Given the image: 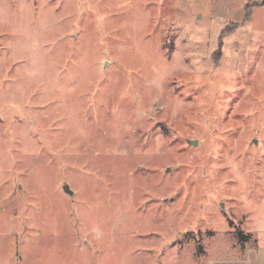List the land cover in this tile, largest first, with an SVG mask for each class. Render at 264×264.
<instances>
[{
	"label": "rangeland",
	"instance_id": "obj_1",
	"mask_svg": "<svg viewBox=\"0 0 264 264\" xmlns=\"http://www.w3.org/2000/svg\"><path fill=\"white\" fill-rule=\"evenodd\" d=\"M261 242L264 0H0V264Z\"/></svg>",
	"mask_w": 264,
	"mask_h": 264
},
{
	"label": "crops",
	"instance_id": "obj_2",
	"mask_svg": "<svg viewBox=\"0 0 264 264\" xmlns=\"http://www.w3.org/2000/svg\"><path fill=\"white\" fill-rule=\"evenodd\" d=\"M206 264H264V242L246 245L237 257L212 258Z\"/></svg>",
	"mask_w": 264,
	"mask_h": 264
},
{
	"label": "water",
	"instance_id": "obj_3",
	"mask_svg": "<svg viewBox=\"0 0 264 264\" xmlns=\"http://www.w3.org/2000/svg\"><path fill=\"white\" fill-rule=\"evenodd\" d=\"M189 144H191V145H193V146L197 145V143H196L195 141H191V142H189ZM64 191H65L66 194H68V195H70V196L73 195L72 191L69 189L68 186H65V187H64Z\"/></svg>",
	"mask_w": 264,
	"mask_h": 264
},
{
	"label": "trees",
	"instance_id": "obj_4",
	"mask_svg": "<svg viewBox=\"0 0 264 264\" xmlns=\"http://www.w3.org/2000/svg\"><path fill=\"white\" fill-rule=\"evenodd\" d=\"M238 232V236H239V238L241 239V240H245V239H247L248 237L247 236H245L243 233H241L240 231H237Z\"/></svg>",
	"mask_w": 264,
	"mask_h": 264
}]
</instances>
